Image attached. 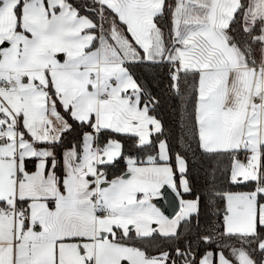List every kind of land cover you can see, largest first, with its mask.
<instances>
[{
    "label": "snow or ice",
    "instance_id": "snow-or-ice-1",
    "mask_svg": "<svg viewBox=\"0 0 264 264\" xmlns=\"http://www.w3.org/2000/svg\"><path fill=\"white\" fill-rule=\"evenodd\" d=\"M157 64L177 152L133 72ZM104 133L143 158L110 178L124 145ZM0 264H264V0H0Z\"/></svg>",
    "mask_w": 264,
    "mask_h": 264
},
{
    "label": "trees",
    "instance_id": "trees-1",
    "mask_svg": "<svg viewBox=\"0 0 264 264\" xmlns=\"http://www.w3.org/2000/svg\"><path fill=\"white\" fill-rule=\"evenodd\" d=\"M161 26L165 32V35H168L170 28L169 18H165L161 22ZM237 33L240 37L249 39L239 26H237ZM134 74L136 75L139 82L144 84L148 91L154 96L159 104L156 107V111L153 113L156 117L162 122L165 133L164 135L169 138L170 146L174 152L180 151V148L176 144L175 133L178 131L177 123L180 117V111L178 108L179 101L172 94L170 89V76L169 68L166 64L153 65L151 67L146 66H136L133 69ZM74 131L66 134L65 146L70 147L73 143H78L81 138L82 129L74 125ZM108 138H116L124 145V156L115 161L113 165L108 166V175L110 178L114 176L121 175L126 170V156H132L134 158H143L141 155V149L137 146L136 140L133 137H128L120 134H101V138L105 141ZM223 163H227L226 161ZM190 173L189 178L192 184L193 193L191 195H185V199H192L197 194H201V207H200V223L204 225L207 223L210 215L214 214V209H210L204 199L206 195L205 192V175L203 170L200 167L193 168L192 165H189ZM225 187L227 185H224ZM187 232V230L185 229ZM195 239V237H192ZM150 249L154 248L156 245H159L161 248H167L168 245L163 242L162 239L156 241H147L146 242ZM181 246H183V241H181Z\"/></svg>",
    "mask_w": 264,
    "mask_h": 264
},
{
    "label": "water",
    "instance_id": "water-1",
    "mask_svg": "<svg viewBox=\"0 0 264 264\" xmlns=\"http://www.w3.org/2000/svg\"><path fill=\"white\" fill-rule=\"evenodd\" d=\"M162 193L163 195L155 202L169 217L175 216L180 208L179 198L168 188L163 189Z\"/></svg>",
    "mask_w": 264,
    "mask_h": 264
},
{
    "label": "rangeland",
    "instance_id": "rangeland-1",
    "mask_svg": "<svg viewBox=\"0 0 264 264\" xmlns=\"http://www.w3.org/2000/svg\"><path fill=\"white\" fill-rule=\"evenodd\" d=\"M100 141H101V143H104L106 140L103 141V139H100ZM162 190H163V189H162ZM162 190H161V191H162ZM159 198H160V197L155 198L153 202H154V203H157V202H155V201H156V199L158 200ZM161 210H162V209H161ZM178 212H179V211H178ZM178 212H177V214H178ZM164 213H165V212H164ZM177 214H176V215H177ZM165 215H167V214L165 213ZM167 216H168V215H167ZM168 217H169V216H168ZM174 217H175V216H173V217H169V218H174Z\"/></svg>",
    "mask_w": 264,
    "mask_h": 264
}]
</instances>
